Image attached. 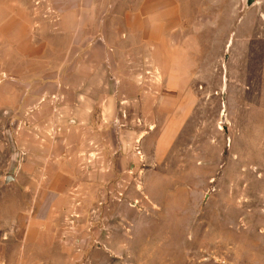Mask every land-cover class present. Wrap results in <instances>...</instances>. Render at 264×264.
Masks as SVG:
<instances>
[{
    "label": "rangeland",
    "instance_id": "obj_1",
    "mask_svg": "<svg viewBox=\"0 0 264 264\" xmlns=\"http://www.w3.org/2000/svg\"><path fill=\"white\" fill-rule=\"evenodd\" d=\"M148 1L0 0V264H264V0Z\"/></svg>",
    "mask_w": 264,
    "mask_h": 264
},
{
    "label": "crops",
    "instance_id": "obj_2",
    "mask_svg": "<svg viewBox=\"0 0 264 264\" xmlns=\"http://www.w3.org/2000/svg\"><path fill=\"white\" fill-rule=\"evenodd\" d=\"M160 0H149L148 2L149 3H153V2H155V4H158L157 2H159ZM134 19L135 20H138L139 21V25H140V22L142 21V16L141 15H138L137 17L135 16L134 17ZM170 20H172V19H170ZM171 29H174V24H172V26H171ZM110 110H107L106 108L104 109V115H105V117L107 116V117H109L110 116ZM109 118H106V120H108ZM65 162V159H63V163ZM62 177H61V175H59V176H57L56 178H53V183H51V185L50 186H45V185H42V187H40L41 186V184L39 185V188L36 190V191H34V188H33V186H29L28 187V190H30V188H31V190H32V192L34 193L35 192V194H37L38 193V195L40 194V195H45L46 194V192L48 191V190H51V191H56L57 189H58V183H56L55 182V180H58V179H61ZM41 188V189H40ZM30 223H32V221H30Z\"/></svg>",
    "mask_w": 264,
    "mask_h": 264
},
{
    "label": "water",
    "instance_id": "obj_3",
    "mask_svg": "<svg viewBox=\"0 0 264 264\" xmlns=\"http://www.w3.org/2000/svg\"><path fill=\"white\" fill-rule=\"evenodd\" d=\"M254 3H255V0H246V6L247 7L251 6ZM10 179H11V177H6L5 181H9Z\"/></svg>",
    "mask_w": 264,
    "mask_h": 264
}]
</instances>
